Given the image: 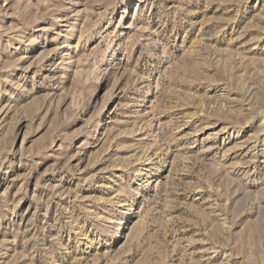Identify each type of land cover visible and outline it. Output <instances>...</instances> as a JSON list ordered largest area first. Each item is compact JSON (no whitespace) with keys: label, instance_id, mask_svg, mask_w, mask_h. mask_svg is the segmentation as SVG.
<instances>
[{"label":"rangeland","instance_id":"obj_1","mask_svg":"<svg viewBox=\"0 0 264 264\" xmlns=\"http://www.w3.org/2000/svg\"><path fill=\"white\" fill-rule=\"evenodd\" d=\"M0 264H264V0H0Z\"/></svg>","mask_w":264,"mask_h":264}]
</instances>
